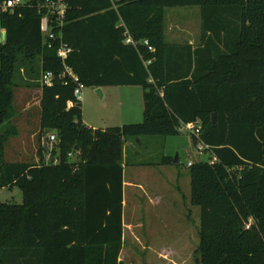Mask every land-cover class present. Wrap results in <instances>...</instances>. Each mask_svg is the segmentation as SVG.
I'll return each instance as SVG.
<instances>
[{
	"label": "trees",
	"instance_id": "obj_1",
	"mask_svg": "<svg viewBox=\"0 0 264 264\" xmlns=\"http://www.w3.org/2000/svg\"><path fill=\"white\" fill-rule=\"evenodd\" d=\"M115 3L68 0L63 29L71 49L65 66L84 88L144 91L140 123L105 129L83 124L76 83L60 78L64 66L43 44L35 3L0 12V188L22 192L20 205L0 202V264H122L123 144L179 135L187 122L200 124L211 152L187 166L189 202L200 208L199 264H264V0ZM194 6L199 45L167 43L165 10ZM125 31L136 46L124 42ZM47 71L51 86L40 84ZM18 75L40 90L36 162L5 158L19 134Z\"/></svg>",
	"mask_w": 264,
	"mask_h": 264
},
{
	"label": "rangeland",
	"instance_id": "obj_2",
	"mask_svg": "<svg viewBox=\"0 0 264 264\" xmlns=\"http://www.w3.org/2000/svg\"><path fill=\"white\" fill-rule=\"evenodd\" d=\"M200 32L201 18L198 7H175L165 10V40L167 43L196 47L199 45ZM0 39L1 42H4L5 33L3 30L0 31ZM20 75L24 76V72H20ZM16 82L20 83V87L15 89L16 126L19 134L10 139L5 150V158L10 162H36V151L40 146L38 138L40 95L37 91L38 88L23 86L19 75L16 77ZM134 88L137 89L131 90L143 91L141 87ZM96 90L88 87L82 90L81 105L84 113L92 121L99 123L95 125H101L104 120L107 123L109 121L115 123L113 115L116 116V109L114 106L118 98L122 100L125 98L122 93V90H126L125 87H104L103 99L99 97ZM117 90H119L118 94ZM86 96L88 97L86 98ZM47 135L55 136V133L49 132ZM143 138L147 139L145 144L139 143L138 139L127 143L128 148L125 149L124 162L127 164L128 173L144 172L148 177H152V173H154L157 181L159 180L158 186L162 187L163 203L155 208L157 217L153 219L151 226L153 230L151 235L155 236L156 240L149 244V249H146L131 239L129 234H125V243L119 260L122 264H199L197 248L200 208L190 207V179L187 165L207 160L211 152L198 151L191 138L185 134ZM163 157L172 159V163L163 164ZM175 158L178 160L176 164L173 162ZM132 163L143 166L138 168L135 167L136 165L132 166ZM158 163L160 166H157ZM175 172L180 173L181 176V193L175 191L176 183L173 178ZM185 196L188 200L184 202ZM177 199L180 200V203ZM0 202L20 205L22 203L21 190L17 186L0 188ZM187 215L190 216L188 220L186 219ZM149 218H152L151 215ZM182 228H186L188 231L185 233L188 244L178 246V243L174 244V247L158 248L160 245L172 244L164 242V239L173 237L175 232L183 233ZM142 231H144V226L134 229V235L140 239Z\"/></svg>",
	"mask_w": 264,
	"mask_h": 264
},
{
	"label": "crops",
	"instance_id": "obj_3",
	"mask_svg": "<svg viewBox=\"0 0 264 264\" xmlns=\"http://www.w3.org/2000/svg\"><path fill=\"white\" fill-rule=\"evenodd\" d=\"M2 43V42H1ZM103 89L100 90V98L103 99ZM126 90H122L123 94L125 95V98L117 99L114 108L116 109L115 113L116 116L113 115V118L115 117V123H108L106 120L102 121L101 125H95L99 124L96 121H92V119L87 116V114L84 113L82 109V122L84 125H86L89 128L92 129H105L108 127H115V126H121L124 124H131V123H140L143 118V101H144V91L142 90H131V89H137L134 87H125ZM39 95L40 90L37 89ZM117 90V94H118ZM88 96H86L87 98ZM119 97V96H117ZM103 120V119H102ZM111 120V119H110ZM134 139H129L124 142L123 148H122V225H123V234H122V242L123 247L125 243V234H129L131 236L130 238L139 243L142 248L149 249L150 243L155 242L156 237L152 236L153 230L151 228L153 224V219H156L157 215L155 214L157 207L162 205L163 203V193L161 192V186H158V181L156 179V175L152 173V177H148L144 172H136L135 173H128L127 172V164L124 162V153L125 149L127 147V143L132 141ZM147 139L139 138L138 141L141 144H145ZM131 147V146H129ZM128 148V147H127ZM35 157V156H34ZM36 158H37V151H36ZM127 158V156H126ZM38 160V159H37ZM35 160V161H37ZM200 162V161H199ZM160 166V163H158ZM136 165L135 167H142L143 165L138 163L133 164L132 166ZM173 178L175 179L174 183H176L175 191L178 193H181V176L180 173L175 172L173 175ZM190 182V180H189ZM179 195V194H178ZM179 200V199H177ZM176 200V202H177ZM185 200H188V198L184 197ZM180 203V200H179ZM190 203V202H189ZM188 205V204H187ZM190 207H192L190 205ZM151 215V219L149 218ZM186 219H190V216L187 215ZM144 231H142L141 238L138 239L134 235V229L136 228H143ZM179 229V228H178ZM183 233L175 232L174 236L168 237L164 239V242L172 243L170 245H160L158 248H169L174 247V244H181L178 246H184V244H188L189 242L187 239V236L185 233H187L186 228H182ZM177 230V229H176ZM152 232V233H151ZM182 235H180V234ZM178 235H180L178 237ZM144 241H142V240ZM169 239V240H168ZM162 242V241H161ZM122 247V248H123Z\"/></svg>",
	"mask_w": 264,
	"mask_h": 264
},
{
	"label": "built area",
	"instance_id": "obj_4",
	"mask_svg": "<svg viewBox=\"0 0 264 264\" xmlns=\"http://www.w3.org/2000/svg\"><path fill=\"white\" fill-rule=\"evenodd\" d=\"M68 0H0V12H10L12 13L16 8L22 4H31L35 3L37 11L40 15V32L43 40V44L47 48H55L56 56L59 58L61 63L64 66V72L61 74L60 78L67 76L73 82L76 83V87L73 90V97L76 103H81L84 86L79 82L78 76L65 66V61L68 58V55L71 52V49L63 42V29L65 26V20L68 10ZM113 8L116 9L117 5L115 2L118 0H110ZM2 30V29H1ZM124 42L128 45L136 46L137 43L131 39L127 31L123 34ZM142 46L146 47L149 52H153L154 48L149 44L147 40L139 42ZM150 61L146 62L149 64ZM54 75L52 72L47 71L41 74L40 84L44 86H51L53 83ZM71 106V103L68 104ZM177 132L179 134H185L189 137L197 139L195 144L196 149L200 152L208 149L201 140V126L198 122H187L180 123L177 126ZM55 136L49 135L48 141L49 145H52L55 142ZM71 154H69L70 156ZM49 160V156L45 158ZM54 164L58 163V159L55 158L52 161ZM191 163H188L187 166H190Z\"/></svg>",
	"mask_w": 264,
	"mask_h": 264
},
{
	"label": "water",
	"instance_id": "obj_5",
	"mask_svg": "<svg viewBox=\"0 0 264 264\" xmlns=\"http://www.w3.org/2000/svg\"><path fill=\"white\" fill-rule=\"evenodd\" d=\"M0 31H1V26H0ZM0 43H1V39H0ZM146 92H149L148 90ZM97 93L100 95V90L97 89ZM44 145L46 146V141L44 140ZM175 164L178 163V160L175 158V160L173 161Z\"/></svg>",
	"mask_w": 264,
	"mask_h": 264
}]
</instances>
